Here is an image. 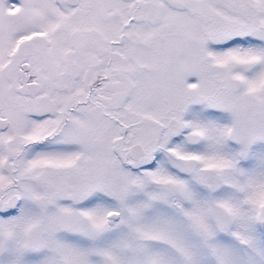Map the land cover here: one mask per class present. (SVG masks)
Wrapping results in <instances>:
<instances>
[{
  "label": "snow or ice",
  "instance_id": "6c2138e0",
  "mask_svg": "<svg viewBox=\"0 0 264 264\" xmlns=\"http://www.w3.org/2000/svg\"><path fill=\"white\" fill-rule=\"evenodd\" d=\"M0 264H264V0H0Z\"/></svg>",
  "mask_w": 264,
  "mask_h": 264
}]
</instances>
